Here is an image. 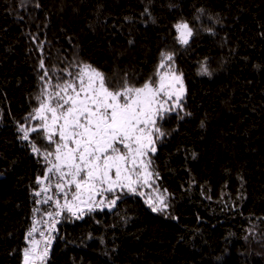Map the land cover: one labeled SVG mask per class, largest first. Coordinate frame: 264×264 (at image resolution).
<instances>
[{
  "label": "trees",
  "instance_id": "trees-1",
  "mask_svg": "<svg viewBox=\"0 0 264 264\" xmlns=\"http://www.w3.org/2000/svg\"><path fill=\"white\" fill-rule=\"evenodd\" d=\"M161 52L186 89L149 155L167 207L118 189L110 208L64 209L45 264H264V0H0V264H21L47 208L32 192L54 144L20 131L41 124L28 117L44 71L55 83L90 64L113 89L138 87Z\"/></svg>",
  "mask_w": 264,
  "mask_h": 264
},
{
  "label": "snow or ice",
  "instance_id": "snow-or-ice-1",
  "mask_svg": "<svg viewBox=\"0 0 264 264\" xmlns=\"http://www.w3.org/2000/svg\"><path fill=\"white\" fill-rule=\"evenodd\" d=\"M175 27L180 42L187 44L193 34L188 23L181 22ZM172 60V53L161 52L155 79L149 78L138 87L125 80L116 89L109 86L103 72L90 64L77 65L75 72L62 70L69 79L56 76L55 83L49 72L44 71L41 79L45 80V88L38 97L39 107L34 109V115L28 117L40 120L41 124L32 128L20 125V131L23 140H28L31 132L43 131L48 142L55 144L54 152L47 153V156H55V162L48 161L51 166L43 176L37 177V183L50 181L49 174H56L55 189L65 198L63 205L59 199L55 201L57 209H66L73 215L80 213L79 219L84 213L81 205L92 211L94 204L102 203L95 201L97 195L125 188L135 192V185L141 179L145 184L149 183L153 177L149 170V153L156 152L154 134L164 135L158 122L174 109L182 107L180 101L185 93L182 76L172 72L171 65L167 64ZM165 67L169 71L161 72L160 69ZM40 68L44 69L43 60ZM201 73L211 74L206 67H202ZM49 86L54 91H48ZM173 97L175 101L169 105L168 101ZM32 147L34 152H39L35 145ZM73 186L75 191L71 192L69 200V190ZM51 187L49 183L42 191L47 193ZM35 195L40 196L41 193L36 192ZM116 199L110 200L109 204L114 205ZM49 200H52L51 196H47L44 203ZM158 200L157 205L148 201L153 212L167 207L163 196ZM61 211L55 215L60 216ZM47 215L52 217L53 213L48 212ZM37 223L39 221L33 220L25 237L29 246L23 249V264H45L47 260L52 237L43 240L44 248L41 250V241L32 238L37 231ZM55 223L53 220L52 229ZM40 235L44 237L43 232Z\"/></svg>",
  "mask_w": 264,
  "mask_h": 264
},
{
  "label": "built area",
  "instance_id": "built-area-1",
  "mask_svg": "<svg viewBox=\"0 0 264 264\" xmlns=\"http://www.w3.org/2000/svg\"><path fill=\"white\" fill-rule=\"evenodd\" d=\"M38 158H39V156H38ZM50 166L51 165L48 163L47 167H46V170ZM46 170H45V172H46ZM45 172H44V174H45ZM49 175L51 176V180L50 181H45L42 184H38V186L32 192L33 201L35 202L37 207H39L42 204H45L47 208H45V210H43L41 212L39 211V214L38 213L37 214H33L30 217V226H29V229H28V231L31 229V227L33 225V220L39 221V223L36 224L37 231L33 234L32 238H35L36 240H40L41 241V244H40V249L41 250H43V248H44L43 240L45 238H47L49 236L53 238V236L58 234L57 223L60 222L61 215L60 216H56L55 213L57 211H61V210L57 209L55 201L57 199H59L60 204L63 205L62 204L63 203L62 197H63L64 194L60 193V192H57V190L55 189V183L57 182L56 174L53 172L52 174H49ZM49 183L52 185V187L50 188V190L47 193L43 192L42 189L44 187H47ZM36 192H40L41 195L40 196H36L35 195ZM47 196H51L52 200H49L47 203H44V200H45V198ZM37 201H39V203H37ZM48 212L53 213V216L49 217L47 215ZM53 220L56 221L54 229H52ZM41 232L44 233V237H41V235H40ZM51 244H52V242H51Z\"/></svg>",
  "mask_w": 264,
  "mask_h": 264
},
{
  "label": "rangeland",
  "instance_id": "rangeland-1",
  "mask_svg": "<svg viewBox=\"0 0 264 264\" xmlns=\"http://www.w3.org/2000/svg\"><path fill=\"white\" fill-rule=\"evenodd\" d=\"M181 22H185V21H179V22L176 23V25L179 24V23H181ZM177 36L179 37L178 31H177ZM165 71H169V69L163 70L162 72H165ZM171 71L174 72L177 75H181V73L175 71L173 68H171ZM182 79H183V77H182ZM183 84H184V88H185V81H184V79H183ZM185 91H186V89H185ZM174 101H175V97H173V100L168 101V104L171 105V104L174 103ZM48 116H49V119H50V113L48 114ZM54 139H57L58 140V137H54ZM54 150H55V144H54V148L50 152H54ZM149 155H150V153H149ZM49 157H50L49 160L55 162V156L54 155L53 156H49ZM134 179H135V177H134ZM135 188H136V191L135 192H132V193H135V194L139 195L141 198H143V200L145 201L146 205L150 209H152V206L151 205H157V204H159L158 197H160V196L165 197V193L162 190H160L159 187L157 186V182H156V179H155L154 175H153V177L151 178V180L149 181L148 184H145L143 182V179H141L140 183H138V184L135 185ZM72 191H75L74 186L72 187L71 190H69V195H68V199L69 200H71V192ZM107 194L108 193L106 192V193H103L102 195H97L95 197V201H97V202L102 201V203H100L98 206L96 204H94L93 207H100V208L106 207V208H110L112 205L109 204V201L112 200V198H108L106 196ZM148 201H151V205H150V203ZM64 202H65V198L63 197V203ZM81 207H83L84 209L87 208L85 205H81Z\"/></svg>",
  "mask_w": 264,
  "mask_h": 264
},
{
  "label": "water",
  "instance_id": "water-1",
  "mask_svg": "<svg viewBox=\"0 0 264 264\" xmlns=\"http://www.w3.org/2000/svg\"><path fill=\"white\" fill-rule=\"evenodd\" d=\"M21 264H23V257H22V261H21Z\"/></svg>",
  "mask_w": 264,
  "mask_h": 264
}]
</instances>
